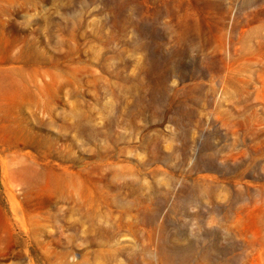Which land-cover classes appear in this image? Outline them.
Instances as JSON below:
<instances>
[{
    "label": "rangeland",
    "instance_id": "374dc122",
    "mask_svg": "<svg viewBox=\"0 0 264 264\" xmlns=\"http://www.w3.org/2000/svg\"><path fill=\"white\" fill-rule=\"evenodd\" d=\"M0 264H264V0H0Z\"/></svg>",
    "mask_w": 264,
    "mask_h": 264
}]
</instances>
